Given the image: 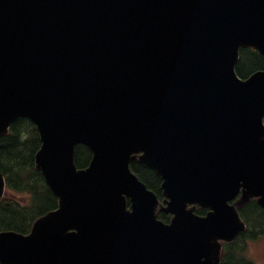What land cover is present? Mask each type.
I'll return each instance as SVG.
<instances>
[{"label":"water","instance_id":"95a60500","mask_svg":"<svg viewBox=\"0 0 264 264\" xmlns=\"http://www.w3.org/2000/svg\"><path fill=\"white\" fill-rule=\"evenodd\" d=\"M240 48L264 59V0H0V137L34 124L58 200L28 234L0 232V264H218L244 229L228 202L242 188L264 208V71L241 80Z\"/></svg>","mask_w":264,"mask_h":264},{"label":"trees","instance_id":"16d2710c","mask_svg":"<svg viewBox=\"0 0 264 264\" xmlns=\"http://www.w3.org/2000/svg\"><path fill=\"white\" fill-rule=\"evenodd\" d=\"M264 69V60L255 51L241 50L237 65V73L246 77L255 70ZM40 146L35 127L27 119H18L9 129L7 135L0 137V172L6 183L7 194L0 200V231L10 230L27 234L33 222L47 212L57 207V199L44 183L41 174L34 168V155ZM91 152L78 146L75 149V163L78 168L88 165ZM131 169L146 186L161 198L159 176L150 168L133 161ZM12 194L18 195L15 198ZM247 210V217L245 216ZM244 213V214H243ZM160 219L167 222L169 216L160 214ZM242 218L248 225V230L263 236L264 212L255 202H250L242 209ZM249 239H256V234L247 232ZM241 238L239 240H241ZM237 244L228 245L225 249L224 261L228 262L230 253L233 264H251L246 259L236 256ZM246 262V263H244Z\"/></svg>","mask_w":264,"mask_h":264},{"label":"rangeland","instance_id":"374dc122","mask_svg":"<svg viewBox=\"0 0 264 264\" xmlns=\"http://www.w3.org/2000/svg\"><path fill=\"white\" fill-rule=\"evenodd\" d=\"M244 256L254 264H264V238L246 242Z\"/></svg>","mask_w":264,"mask_h":264}]
</instances>
